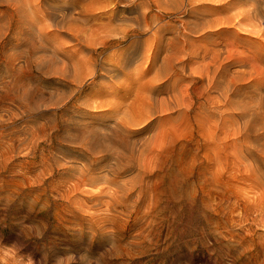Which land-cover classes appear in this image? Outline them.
<instances>
[{
	"label": "rangeland",
	"instance_id": "rangeland-1",
	"mask_svg": "<svg viewBox=\"0 0 264 264\" xmlns=\"http://www.w3.org/2000/svg\"><path fill=\"white\" fill-rule=\"evenodd\" d=\"M9 1L0 0V14L5 13V15L4 13L0 15V18L7 15L4 19H0V23L2 25L10 24L6 25V28L4 25L3 29L0 27L3 34L2 36L0 33L2 36H0V39L2 38L0 40V264H264V136H262L264 133V117H262L264 116V103H262L264 102V97H262L264 95V83H262L264 78L260 74L249 76V67L244 68L238 64L240 57L245 54L243 53L245 48L239 42L242 40L239 35L241 31L235 24L238 15L235 16V19L231 16L234 13L235 15L239 13L237 11L240 9L239 0H222L223 3L221 0H118L119 2L117 0H101L100 4L105 2L102 9H110L112 6L115 9L116 6L114 12L99 13L103 17L105 15L104 22L102 16L86 22L85 17L78 14L81 9L80 5L88 0H79L80 5L78 0H71L67 6L63 0H50L55 10L52 3L48 1L50 3L47 2L44 7L41 6L45 12H42L37 5L38 12L41 11L39 13H37V6V9L32 7L37 4V0L32 5L29 4L32 0H11V4ZM57 1H62V4ZM217 1H219V5ZM228 1L229 3H227ZM164 2H167L168 5L167 3L165 5ZM133 3L134 5L139 3V6L136 4L134 7ZM63 4L64 6H62ZM29 5L32 7L30 9H35L38 17L44 16L41 18L42 21L45 23L52 21V26L55 23V28L50 26L49 30L53 29L50 34L58 38L50 42L48 38L45 41L42 38L44 36L40 37L39 35L40 40H38L41 42L37 40L35 43L40 46L37 49L41 51V54L46 51V55L51 54L50 57H55L53 60L50 57L47 58L45 54V56L42 54L43 58L39 50L35 49L37 53L35 51L34 54L37 56H34L31 51V53L29 52L32 45H29L28 42L29 34L28 37L25 36L27 39L24 37L29 33L26 32L31 15V12H27L26 9ZM17 6L18 8H16ZM59 6L62 7V10ZM69 6H71L70 9ZM211 6L215 7V9L212 8L214 12ZM101 8L96 11L101 12ZM63 9L67 10V13ZM13 10L18 12L15 13ZM68 11L71 13L69 16ZM219 11H222L221 14H218ZM20 15L23 17L21 18ZM110 15L113 17L111 16V18ZM224 15L227 17L231 15L230 18L233 20L231 22L237 26L239 33L232 25L228 26L230 28L217 31L219 27L221 28L227 23L222 22L225 18ZM47 16H50L48 19L51 18V20H46ZM66 17L68 21H66ZM209 17L211 19L216 17L218 20L217 22H215L216 19L211 21ZM74 18L78 20V23L80 21L84 27L88 26L86 23L95 21L100 25L104 23L111 29L114 28L111 38L113 41L111 40V42L116 43L111 45L112 47L97 46L98 50L93 52L92 57L94 56L93 59L95 61L97 59L98 63L91 62L93 66L91 63L86 64L87 69L84 65L85 69L82 68L86 70L87 74L82 70L85 74L81 75L86 76L82 79L77 77L75 81H73V76L70 80H68L69 76L65 78V75L73 74L74 70L65 63L64 59L67 60V57L62 56L61 51L58 53L59 43H62L64 47L65 43L63 42L70 41L69 45L65 46L68 49L80 46L69 37L70 35L62 32L63 28L60 27L63 24L67 25L66 22L75 21ZM202 18L211 22L209 23L205 19L203 21ZM62 19L66 22L64 20L63 22ZM109 19L110 21L115 20L109 23ZM199 20L203 21L204 27ZM213 21L215 24L217 23L216 27L211 26L213 29L207 27ZM14 22L15 24L20 22L19 26ZM23 22L26 27L22 24ZM194 22L200 24L201 27ZM112 23L113 25H111ZM127 23L132 24L128 25ZM192 23L194 24L192 25ZM198 26L199 29L194 30ZM124 28L126 33L123 31ZM214 28L217 29L214 30ZM54 29L58 33L60 30L59 35ZM133 29L135 30L133 31ZM13 33L14 35H12ZM9 36L14 37L10 39ZM8 37L10 41H8ZM59 38L64 41H58ZM16 40L20 45L24 40H26L24 43H27H22L23 45L20 46ZM137 41H140L139 45ZM169 41L171 42L169 43ZM13 42H17L18 45L15 46ZM46 42H50L53 47ZM134 43L136 47L133 46ZM3 45H6L7 48ZM25 45L29 47L25 48ZM46 45L51 51H47ZM180 46L184 48L182 51ZM210 46L211 48H209ZM14 47H19L18 50H14L15 53L13 49L16 48ZM42 47L44 48L42 49ZM155 47L158 51L155 50ZM203 47L206 49L202 50ZM233 47H236L235 50ZM23 48H25V52H23ZM152 48H154L153 51ZM225 48H231L234 51L229 49L231 52H227L228 50ZM123 49L124 51H122ZM114 50L117 51V56L120 55L118 58L116 55L113 57L110 55L115 53ZM128 50L129 55H127ZM88 51V49H84L85 54ZM139 51L144 52L142 53L144 55L147 52L146 56L143 57L141 52L140 55H136ZM169 52L176 56L170 55ZM212 52H215V55L216 53L219 55L218 52L222 54L215 56ZM8 53L9 57L12 56L11 58H8ZM203 53H207L209 58ZM224 53L230 54L225 55L224 58ZM14 54H16V58H13ZM179 54H185L181 57L188 56L187 58L191 59L184 57L180 59ZM168 55L169 57L164 59V56ZM230 55L235 57L232 58ZM32 56L33 59H31ZM60 56L64 58L63 62H60ZM121 56L124 58L122 59ZM17 57H21L20 60L16 61ZM35 57H39L36 58L37 61H35ZM106 57L108 60L111 57L114 59L108 61L105 59ZM155 57L158 59H154ZM202 57L205 58V61ZM211 57H214L212 61ZM215 57H218L219 61ZM219 57L222 59L220 60ZM101 58H103L102 61H107L106 68H111L110 70L101 66ZM148 58L150 60L145 63L144 61ZM170 58L173 60L172 63H170ZM228 58L232 63L230 60V62L228 61ZM7 59H11L10 61L13 63L10 64ZM47 59L51 60L46 62ZM117 59H122L121 61L125 62H122L121 65L116 64V62L119 63ZM223 59H226V62ZM25 60L26 62H24ZM27 60L30 64L28 66L26 65ZM32 60L34 63L37 62L36 66L35 64L31 65ZM155 60H157V64ZM179 60L180 62L183 60V62L179 64ZM209 60L215 63L214 67L220 66L223 69H214L213 64L210 63L212 66L209 64L206 67L208 66L207 69L213 72L209 71V75H206L208 71L205 74L204 67L206 63L210 62ZM15 61L16 63H14ZM53 62L59 63V65L56 64V66ZM153 62L155 64H152ZM43 63L48 64L50 69L48 67L42 69L45 66ZM62 63L64 66H61L62 69H60ZM160 63L164 67L160 66L159 69ZM187 63L189 64L187 65ZM224 64L227 69L224 68ZM171 65L177 66L174 69V66L171 67ZM182 65L185 66V69ZM190 65L196 68L193 70L188 67L187 69V66ZM25 66L30 67L25 68ZM51 66L57 70V74L62 71L60 74H65L64 77L63 75L59 77L60 74L57 75ZM91 66L94 70V72L91 71L92 75L89 73ZM57 67L60 71L56 69ZM67 68L72 69L71 73L67 72ZM142 69L144 70L142 71ZM242 69H246V71ZM189 70H193L194 74ZM196 70L197 72H195ZM215 71H217L215 74L218 73L217 76L214 74ZM256 71L258 73L259 70ZM236 73L239 74L236 75ZM242 73L245 77H242L243 79L240 75ZM246 73L248 74L246 75ZM152 74L156 77L158 75L159 83L158 78ZM233 74L234 77H232ZM160 75L164 76L163 79L159 77ZM256 76L258 77L257 83L253 79ZM211 77H213L212 82L209 80ZM249 77L253 79V82ZM175 78L177 81H174ZM238 78L240 79L238 80ZM260 78L261 80H259ZM169 81L173 83H169ZM215 84L217 87L214 86ZM13 88L15 89L13 90ZM74 91L75 93H73ZM106 92L109 94L108 96L111 95L110 98ZM178 92L182 94L179 95ZM63 93L66 94V98L63 97ZM98 93L102 95V100L108 102L107 106H97L100 108L96 109L94 105H88L94 107V109L93 107L89 109L86 103L83 104L85 99L88 104L90 101L92 103L94 99L101 101ZM258 93H262V95H258ZM71 94L73 95L68 99L67 95ZM172 94H175L174 98ZM143 95L148 98L144 96L145 99L141 100ZM149 95L152 97L151 99ZM59 97H63V99ZM56 98L62 100L58 99V103H56ZM169 98L172 101H169ZM131 100L135 102H131L132 105L130 104ZM115 101L124 102L121 108L122 112L114 108V105H117ZM165 102H168L166 103L168 105H164ZM170 102L171 105H169ZM178 104L180 106H177ZM126 106L128 107L125 108ZM166 106H170L167 108L168 110H166ZM129 107L132 108V111ZM261 107L263 108L259 110ZM128 108L136 116L139 115L140 122L130 125L126 123L125 119L122 121V116L128 114L126 111L127 114L123 115L125 112L123 110H128ZM142 108L145 109L142 110L143 113L141 112ZM119 111L122 113L121 116L118 114ZM256 114H258L257 117ZM235 121L238 123L235 124ZM257 121H259L258 125ZM126 128L129 129L126 130ZM130 129L132 131H129ZM243 129H245L246 135H244ZM252 133L256 135H251ZM250 137L252 141H249ZM121 138H126L124 139L126 141H121ZM151 141L156 145H154L155 147L152 144L150 147ZM85 143H87L86 146ZM157 143L159 144L157 145ZM164 144H166L165 147ZM98 149L101 153H98ZM85 168L87 169L85 170Z\"/></svg>",
	"mask_w": 264,
	"mask_h": 264
},
{
	"label": "bare ground",
	"instance_id": "bare-ground-1",
	"mask_svg": "<svg viewBox=\"0 0 264 264\" xmlns=\"http://www.w3.org/2000/svg\"><path fill=\"white\" fill-rule=\"evenodd\" d=\"M10 1H11V0H10ZM10 1H9V3H10ZM32 1H34V2H32ZM32 1H31V3H29V4L32 5V3H36L35 0H32ZM48 1H50V0H37V4H36V5L34 4L35 6L33 5L32 7L34 8V7H36L37 5H39L40 10H41L42 12H45L44 10L41 9V6L44 7L45 4H47ZM52 1H53V0H52ZM55 1H56V0H55ZM78 1H79V0H78ZM117 1H118V0H117ZM136 1H138V0H136ZM157 1H158V0H157ZM180 1H181V0H180ZM180 1H179V2H180ZM203 1H204V0H203ZM221 1H222V0H221ZM14 2H15V1H14ZM21 2H22V1H21ZM28 2H30V1H28ZM50 2H51V1H50ZM50 2H48V3H50ZM57 2H58V1H57ZM61 2H62V1H61ZM61 2H58V3H61ZM63 2H64V4L67 6L69 3H71V0H63ZM118 2H119V1H118ZM159 2H160V1H159ZM171 2H172V1H171ZM179 2H178V3H179ZM201 2H202V1H201ZM210 2H211V1H210ZM213 2H214V1H213ZM217 2H218V5H219V1H217ZM11 3H12V2H11ZM11 3H10V4H11ZM17 3H18V2H17ZM51 3H52V2H51ZM54 3H55V2H54ZM79 3H81V2L79 1L78 4H79ZM100 3H101V0H99V1H95V0H94V1H93V0H90V1H89V0H88V2L83 3L82 5L79 4V5L81 6V9L78 11V14L82 15V17H85L84 19L86 20V22H90L91 19H98L99 17H101L102 15H100V14H102V12H103V13H108V12L110 13V12H114V10L116 9V6H115V9L113 8V6H112V8H110V9H106L105 6H104L105 9H102L101 7H103V5H104L105 2H104L103 4H100ZM164 3H165V5H166L167 2H164ZM191 3H192V2H191ZM215 3H216V2H215ZM215 3H214V4H215ZM222 3H223V1H222ZM227 3H229V1H228ZM18 4H19V3H18ZM61 4H62V3H61ZM61 4H60V5H61ZM64 4H63L62 6H64ZM136 4H137V3H136ZM136 4L134 5V3H133L134 7L136 6ZM138 4H139V3H138ZM138 4H137V6H139ZM170 4H171V3H170ZM192 4H193V3H192ZM239 4H240V9H237V11H238L239 13L236 14V15H235V13H234V14L232 13L234 16H233V15H232V16L230 15V16L233 17V18L235 19V16L238 15V16H237L238 18L236 17V19H237V23H235V20H234V23L239 27L238 29H239L241 32L239 33V32L237 31V28H236L237 26H236L235 24H232V22H231V21H233V20H231L232 18H230V16L227 17V15H226V16H225V15L223 16V17H225V18H223L224 21H222V22H225V23L227 22L226 25H224V26H223V25H220V26H223V27H221V28L219 27L220 29L217 27L218 29H217V28H216V29H217V31L219 32V31H221V30H225L226 28H230V27H228V26H230V25L235 26L236 31L239 33L240 37H242V40H239V42H241L242 47L244 46V48H245V49L243 48V49H244V52H243V53H245V54L243 55V54L241 53V55H243V56H241L240 59L238 60V62H239L238 64H241L242 67H244V68H246L247 66L249 67V68L247 67L248 69H250V70H249V76L252 77L253 75L260 74L261 77L263 76V78H264V27H262V26H264V0H239ZM22 5H23V3L21 4V8H22ZM25 5H26V4H25ZM31 5H29L28 8L24 7V8L27 9V12H28V11L31 12V15H30V17H29V21H30V22H29L28 25H27V26H28V31H26V32H29V33H27L26 35H24V34H25V33H24L23 35H24V37H25V36L28 37V34H29V39H30V40L28 39V40H29L28 42H29V45L32 44V45L30 46V47H31V50H29V52H30V51L33 52L32 54L35 56L36 54H34V52H35L36 50H39V49H37V48L40 47L38 44H37L38 46L35 44L36 41L39 39V38H38L39 35H40V37H41V36H44V37H42V38L45 39V41L49 39L50 42H51L52 40L54 41V39H56V38H58V37H56V36L53 35V34H52V35L50 34L51 31L53 30V29H52L51 31L49 30V28H51L50 26H52V25H51L52 21H51V23L48 21V23H50V24H48L47 22H46V23H47V24H46L44 21H42L41 18L44 17V16H41V15H40L41 18L38 17L37 14H36V12H35V9H34V10H33V9H30ZM73 5H75V4H73ZM114 5H115V4H114ZM130 5H131V4H130ZM133 5H132V6H133ZM167 5H168V3H167ZM182 5H183V4H182ZM216 5H217V4H216ZM216 5H215V6H216ZM220 5H221V4H220ZM223 5H224V4H223ZM225 5H226V4H225ZM13 6H14V5H13ZM26 6H27V5H26ZM52 6H53V3H52ZM56 6H57V5H56ZM32 7H31V8H32ZM37 7H38V6H37ZM37 7H36V9H37ZM39 7H38V9H37V13L41 12V11L38 12ZM53 7H54V6H53ZM53 7H52V8H53ZM59 7L61 8L60 10H62V7H61V6H59ZM75 7H76V5H75ZM225 7H226V6H224V8H225ZM12 8H13V7H12ZM16 8H18V6H17ZM70 8H71V6H69V9H70ZM100 8L102 9L101 12L96 11V10H98V9H100ZM132 8H133V7H132ZM212 8L215 9V7H212V6H211V9H212ZM219 8H220V7H219ZM221 8H222V6H221ZM221 8H220V9H221ZM224 8H223V9H224ZM226 8H227V7H226ZM10 9H11V8H10ZM10 9H9V10H10ZM19 9H20V8H19ZM53 9L55 10V7H54ZM53 9H51V10L53 11ZM130 9H131V8H130ZM213 9H212V11H213ZM11 10H12V9H11ZM11 10H10V11H11ZM22 10H23V9H22ZM56 10H57V11H60L59 9H56ZM63 10H64V9H63ZM67 10H68V8H67ZM67 10H66V11H67ZM74 10H75V9H74ZM128 10H129V8H128ZM171 10H172V9H171ZM209 10H210V9H209ZM225 10H226V9H225ZM13 11H14V10H13ZM13 11H12V12H13ZM52 11H51V12H52ZM66 11L64 10V12H66ZM217 11H218V9H217ZM230 11H231V10H230ZM14 12H15V11H14ZM17 12H18V11H17ZM17 12H15V13H17ZM19 12H20V10H19ZM51 12H50V13H51ZM72 12L75 13V11H72ZM76 12H77V11H76ZM213 12H214V11H213ZM215 12H216V10H215ZM219 12H220V11H219ZM221 12H222V11H221ZM221 12L218 13V14H221ZM3 13H4V12H3ZM3 13H1L0 15H3ZM8 13H9V12H8ZM55 13H56V11H55ZM66 13H67V12H66ZM69 13H70V12L68 11V16H69ZM99 13H100V14H99ZM116 13H117V12H116ZM223 13H224V11H223ZM236 13H237V12H236ZM11 14H12V13H11ZM27 14H28V13H27ZM41 14H42V13H41ZM52 14H53V13H52ZM62 14L64 15V13H62ZM62 14H61V15H62ZM70 14H71V13H70ZM76 14H77V13H76ZM4 15H5V13H4ZM21 15H23L22 12H21ZM21 15H20V16H21ZM63 15H62V17H63ZM73 15H75V14H73ZM112 15H113V13H112ZM112 15H110V17H111ZM228 15H229V14H228ZM10 16H11V15H10ZM10 16H9V18H10ZM53 16H55V14H53ZM56 16H57V15H56ZM66 16H67V15H66ZM68 16H67V17H68ZM114 16H115V14H114ZM116 16H117V15H116ZM188 16H189V15H188ZM218 16H219V15H218ZM4 17H7V15L4 16ZM4 17L1 16V18H3V19H4ZM12 17H13V16H12ZM16 17H17V16H16ZM22 17H23V16H21V18H22ZM24 17H25V16H24ZM26 17H28V16H26ZM48 17H50V16H47L46 20L48 19ZM64 17H65V15H64ZM67 17H66V21H68ZM102 17H103V16H102ZM104 17H105V15H104ZM104 17H103V22H104ZM112 17H113V16H112ZM112 17H111V18H112ZM1 18H0V19H1ZM19 18H20V17H19V14H18V19H19ZM53 18L55 19V17H53ZM56 18H57V17H56ZM107 18H108V16H107ZM111 18H110V19H111ZM114 18H115V17H114ZM127 18H128V17H127ZM137 18H138V17H137ZM206 18H207V17H206ZM206 18H204V19H205L206 21H208V19H206ZM209 18H210L211 21H212L213 19H216L215 22H217V20H218L216 17H215V18L213 17V19H211V17H209ZM219 18H220V17H219ZM221 18H222V17H221ZM227 18H228V19H227ZM11 19H12V18H11ZM23 19H24V18H23ZM57 19H59V18H57ZM69 19H70V18H69ZM74 19H75V18H74ZM78 19H79V18H78ZM84 19H83V20H84ZM110 19H109V21H110ZM138 19H139V18H138ZM138 19H137V20H138ZM187 19H188V18H187ZM189 19H190V18H189ZM189 19H188V20H189ZM197 19H198V18H197ZM200 19H201V18H200ZM204 19L202 18L203 21H204ZM16 20H17V18H16ZM16 20H15V21H16ZM44 20H45V19H44ZM48 20H51V18L48 19ZM63 20H64V19H62V21H63ZM83 20H82V21H83ZM100 20H101V19H100ZM114 20H115V19H114ZM114 20H111L109 23H111V22L114 21ZM119 20H120V19H119ZM124 20H125V19H124ZM126 20H127V19H126ZM126 20H125V21H126ZM219 20H221V19H219ZM3 21H4V20H3ZM3 21H2V22H3ZM5 21H6V19H5ZM5 21H4V22H5ZM10 21H11V20H10ZM12 21H14V20L12 19ZM18 21H19V20H18ZM18 21H17V22H18ZM21 21H22V20H21ZM24 21H25V20H24ZM26 21H27V20H26ZM58 21H59V20H58ZM60 21H61V20H60ZM64 21H65V20H64ZM64 21H63V22H64ZM66 21H65V22H66ZM72 21H73V20H72ZM72 21H71V23H70V22H66L67 25H64V24H63V26H60L58 22H56V24H58V26H60V27L63 28V29H61L62 32H65V34L70 35L69 37L72 38L73 40H75L76 43L80 45L79 47H75V49H68V48L65 47V46H66V45H69L68 43H69L70 41H69V42H63V43H65L64 47H63V44H62V43H59V44H58V45H60V46H59L60 50H59L58 53H60V51H61L62 54H63L62 56L67 57V60H65L64 58H61V56H60L59 58H61V59H60L61 61H60V60H59V61H60V62H63L62 59H64L65 63H66V64H69V65H67V66L70 67V68L72 67V69L74 70V73L72 74V73L70 72L72 69L69 70V68H67V72H68V73H71V75H69V74H68V75H65V74H64V75L66 76L65 78H67V76H69L70 78L68 77V78H69L68 80H70L71 78L74 77V78H73V81H75V79H77V77H79L80 79H82L84 76H86V75H81V74H85V73H86V72H85L86 70H83V68H84L83 66H84V65H86V64L88 65V64L91 63V62L98 63V62H97L98 60L96 59V61H95V60L93 59L94 56L92 57L93 52H94V51L96 52V51L98 50V49H97V46H101V48H102V47H109V46L112 47L111 45H115L116 43H115V41H114L115 44H113V42H111V40H112V39H111V38H112V32H113V29H114V28L111 29L110 26H107V25H105L104 23H101V25H100V24L96 23L95 21H94L93 23H86V24H88V26H87V27H84V26H82L83 24L81 25L80 21H79V23L77 22L78 20H76V19H75V21H73V22H72ZM82 21H81V22H82ZM121 21H122V19H121ZM166 21H167V20H166ZM196 21H197V20H196ZM203 21L201 22V21L199 20V22H200L201 24L203 23ZM206 21H205V22H206ZM211 21H210V22H211ZM0 22H1V20H0ZM7 22H8V21H7ZM7 22H6V23H7ZM27 22H28V21H27ZM27 22H26V23H27ZM53 22H54V21H53ZM97 22H98V20H97ZM128 22H129V21H128ZM135 22H137V21H135ZM139 22H140V21H139ZM141 22H142V21H141ZM189 22H190V21H189ZM199 22H197V23H199ZM208 22H209V21H208ZM210 22H209V23H210ZM220 22H221V21H220ZM19 23H20V22H19ZM19 23H18V24L16 23V24L19 26ZM61 23H62V22H61ZM61 23H60V24H61ZM66 23H65V24H66ZM68 23H69V24H68ZM99 23H100V22H99ZM109 23H108V24H109ZM194 23H195V22H194ZM194 23H192V25H193ZM225 23H223V24H225ZM14 24H15V22H14ZM16 24H15V25H16ZM22 24H24V22H23ZM117 24H118V23H117ZM127 24H128V23H127ZM130 24H132V23H130ZM130 24H128V25H130ZM142 24H143V23H142ZM147 24H148V23H147ZM195 24H196V23H195ZM216 24H217V23H216ZM216 24H215L214 21H213V22H212L209 26H207V27H211V26L216 27V26H215ZM219 24H221V23H219ZM0 25H2V23H0ZM4 25H5V23H4ZM4 25H2V26H0V27L3 29V26H4ZM6 25L9 26L10 24L7 23ZM6 25L4 26L5 28H6ZM54 25H55V23H54ZM54 25H53V26H54ZM111 25H113V23H112ZM115 25H116V24H115ZM115 25H114V26H115ZM168 25H169V24H168ZM192 25H191V26H192ZM196 25H199V26L201 27L200 24H196ZM206 25H208V24H206ZM21 26H23V25H21ZM21 26H20V28H22ZM24 26H25V24H24ZM53 26H52V28H53ZM137 26H139V25H137ZM174 26H175V25H174ZM199 26H198V27H195L194 30L197 29V28L199 29ZM202 26H203V24H202ZM204 26H205V25H204ZM204 26H203V27H204ZM10 27H13V26H10ZM14 27H15V26H14ZM14 27H13V28H14ZM25 27H26V26H25ZM56 27H57V26H56ZM117 27H119V26H117ZM129 27H130V26H129ZM129 27H127V28H129ZM192 27H193V26H192ZM203 27H202V28H203ZM8 28H9V27H8ZM8 28H7V29H8ZM16 28H17V27H16ZM23 28H24V27H23ZM54 28H55V26H54ZM57 28H59V27H57ZM57 28H56V29H57ZM109 28H110V29H109ZM119 28H120V27H119ZM119 28H118V29H119ZM122 28H123V27H122ZM130 28H132V27H130ZM185 28H186V26H185ZM211 28H212V27H211ZM2 29H1V31H0L1 34H2ZM26 29H27V28H26ZM188 29H189V28H188ZM205 29H206V27H205ZM207 29H208V28H207ZM212 29H213V28H212ZM212 29H211V30H212ZM216 29L214 28V30H216ZM5 30H6V29H5ZM10 30H11V28H10ZM12 30H13V29H12ZM22 30L25 31V29H22ZM22 30H21V31H22ZM114 30H115V29H114ZM134 30H135V29H133V31H134ZM155 30H156V29H155ZM172 30H173V29H172ZM189 30H191V29H189ZM200 30H201V29H200ZM202 30H204V29H202ZM214 30H212V31L215 32ZM6 31H7V30H6ZM6 31H5V32H6ZM21 31H20V32H21ZM24 31H23V32H24ZM54 31H56V32H57L56 34L59 35L60 30H59V33H58V31L55 30V29H54ZM123 31H124V33H126V32H125V28H124ZM123 31H121V32H123ZM126 31H127V30H126ZM133 31H132V32H133ZM136 31H137V30H136ZM196 31H197V30H196ZM5 32H4V34H6ZM114 32H115V31H114ZM116 32H117V31H116ZM119 32H120V31H119ZM119 32H118V33H119ZM129 32H130V31H129ZM192 32H195V31H192ZM197 32H198V31H197ZM203 32H204V31H203ZM16 33H17V31H16ZM16 33H15V35H16ZM135 33H136V32H135ZM165 33H166V32H165ZM200 33H201V32H200ZM206 33H208L207 30H206ZM206 33H205V34H206ZM1 34H0V36H1ZM19 34H20V33H19ZM120 34H121V33H120ZM128 34H131V33H128ZM128 34H127V35H128ZM202 34H203V33H202ZM205 34H204V35H205ZM217 34H218V33H217ZM12 35H14V33H13ZM12 35L10 34V36H12ZM68 35H67V36H68ZM124 35H125V34H124ZM127 35H126V36H127ZM163 35H164V34H163ZM186 35H187V33H186ZM199 35H200V34H199ZM204 35H203V36H204ZM213 35H214V33H213ZM239 35H237V36H239ZM2 36H3V34H2ZM2 36H1V37H2ZM10 36H9V37H10ZM17 36H19V35H17ZM21 36H22V34H21ZM61 36H62V35L60 34V37H61ZM113 36H114V35H113ZM130 36H132V35H130ZM178 36H179V35H178ZM182 36H183V33H182ZM190 36H191V35H190ZM201 36H202V35H201ZM9 37H8V41H10V40H9ZM13 37H14V36H13ZM13 37H10V39H11V38L13 39ZM69 37H68V38H69ZM158 37H160V36H158ZM180 37H181V36H180ZM180 37H179V38H180ZM204 37H205V36H204ZM206 37H208V36L206 35ZM212 37H214V36H212ZM215 37H216V36H215ZM47 38H48V39H47ZM127 38H128V37H127ZM127 38H126V39H127ZM176 38H177V36H176ZM200 38H201V37H200ZM1 39H2V38H1ZM1 39H0V40H1ZM3 39H4V38H3ZM21 39H23V38L21 37ZM25 39H27V38L25 37ZM129 39H130V38H129ZM171 39H172V38H171ZM173 39H175V38H173ZM177 39H178V38H177ZM181 39H182V38H181ZM205 39H208V38H205ZM213 39H214V38H213ZM213 39H212V41H213ZM240 39H241V38H240ZM14 40H15V39H14ZM17 40H18V39H17ZM17 40H16V41H17ZM19 40H20V38H19ZM19 40H18V41H19ZM39 40H40V39H39ZM39 40H38V41H39ZM62 40H63V39H62ZM62 40H60V38L58 39V41H61V42H62ZM114 40H115V39H114ZM127 40H128V39H127ZM160 40H162V39L160 38ZM184 40H185V39H184ZM196 40H197V39H196ZM215 40H216V39H215ZM2 41H3V40H2ZM18 41H17V42H18ZM25 41H26V40H24V42H25ZM63 41H64V40H63ZM75 41H74V42H75ZM112 41H113V40H112ZM134 41H136V40H134ZM134 41H133V42H134ZM185 41H186V40H185ZM212 41H211V42H212ZM221 41H222V40H221ZM17 42H13V43H15V44H14L15 46H17V45L19 44V42H18V44H16ZM21 42H22L23 44H26V43H27V42L24 43L23 41H21ZM39 42H41V41H39ZM43 42H44V41H43ZM50 42H48V43H50ZM72 42H73V41H72ZM110 42H111V43H110ZM117 42H118V41H117ZM138 42H140V41H137V43H138ZM150 42H151V41H150ZM156 42H157V41H156ZM170 42H171V41H169V43H170ZM179 42H180V41H179ZM211 42H210V43H211ZM214 42H215V41H214ZM217 42H218V41H217ZM219 42H220V41H219ZM219 42H218V43H219ZM222 42H223V41H222ZM239 42H238V43H239ZM7 43H8V42H7ZM13 43H12V44H13ZM22 43H21V45H23ZM37 43H38V42H37ZM46 43H47V42H46ZM48 43H47V44H48ZM66 43H67V44H66ZM202 43H203V42H202ZM0 44H1V43H0ZM3 44H5V43L3 42ZM9 44L11 45V43H9ZM41 44H42V43H41ZM43 44H44V43H43ZM55 44H56V41H55ZM61 44H62V45H61ZM117 44H119V43H117ZM132 44H133V43H132ZM155 44H156V43H155ZM161 44H163V43H161ZM161 44H160V45H161ZM167 44H168V43H167ZM212 44H213V43H212ZM233 44H234V43H233ZM233 44H231V45L233 46ZM19 45H20V44H19ZM21 45H20V46H21ZM44 45H45V44H44ZM44 45H43V46H44ZM48 45L52 46L51 43L48 44ZM74 45H76V44H74ZM130 45H131V44H130ZM135 45H136V44L134 43L133 46H135ZM138 45H139V43H138ZM138 45H137V47H139ZM153 45H154V44H153ZM157 45H158V43H157ZM168 45H170V44H168ZM168 45H167V46H168ZM235 45H236V44H235ZM235 45H234V46H235ZM3 46H4V45H3ZM25 46H26V45H25ZM27 46H28V45H27ZM27 46H26L25 48H27ZM46 46H47V45H46ZM46 46H45V47H46ZM54 46H55V45H54ZM116 46H117V45H116ZM120 46H121V45H120ZM155 46H156V45H155ZM163 46H164V45H163ZM165 46H166V45H165ZM170 46H171V45H170ZM175 46H176V45H175ZM183 46H184V45H183ZM189 46H190V45H189ZM200 46H201V45H200ZM200 46H199V47H200ZM202 46H204V45H202ZM213 46H214V44H213ZM217 46H218V45H217ZM224 46H225V45H224ZM236 46H237V45H236ZM245 46H249V47L246 48ZM4 47H6V45H5ZM22 47H24V46H22ZM28 47H29V46H28ZM52 47H53V46H52ZM73 47H74V46H73ZM114 47H115V46H114ZM135 47H136V46H135ZM152 47H153V46H152ZM180 47H181V46H180ZM195 47H196V46H195ZM199 47H197V48H199ZM2 48H3V47H2ZM6 48H7V47H6ZM12 48H13V46H12ZM14 48H16V47H14ZM18 48H19V47H18ZM18 48L13 49V51H14V50H18ZM25 48H23V49H24L23 52H25ZM43 48H44V47H42V49H43ZM101 48H100V49H101ZM133 48H134V47H133ZM139 48H140V47H139ZM163 48H164V47H163ZM172 48H173V47H172ZM174 48H175V47H174ZM174 48H173V49H174ZM209 48H211V46H210ZM209 48H208V49H209ZM216 48H218V47H216ZM219 48H220V47H219ZM233 48H234V47H233ZM235 48H236V47H235ZM235 48H234V50H235ZM35 49H36V50H35ZM46 49H47V51H51V50H48V46L46 47ZM51 49L53 50V48H51ZM84 49H88L90 52L88 51V53L85 54ZM100 49H99V50H100ZM107 49H109V48H107ZM113 49H114V48H113ZM124 49H125V48H124ZM124 49H123L122 51H124ZM134 49H135V48H134ZM140 49H141V48H140ZM148 49H149V48H148ZM173 49H172V50H173ZM182 49H184V48L181 47V51H182ZM186 49H187V48H186ZM201 49L203 50V49H206V48L203 47V48H201ZM201 49H200V51H201ZM208 49H207L208 53H209V50L213 51L212 49H209V50H208ZM220 49H222V48H220ZM220 49H219V50H220ZM225 49L228 50V51H227V50H225V51H227V52H231V51L229 50V49H231V48H229V49H228V48H225ZM243 49H242V50H243ZM104 50H105V49H104ZM130 50H131V49H130ZM149 50H150V49H149ZM151 50L153 51L154 48H152ZM155 50H157L156 47H155ZM167 50H168V49H167ZM167 50H166V51H167ZM172 50H171V51H172ZM197 50H198V49H197ZM219 50H218V51H219ZM231 50H232V49H231ZM234 50H232V51H234ZM242 50H241V51H242ZM6 51H7V50H6ZM6 51H5V52H6ZM11 51H12V50H11ZM19 51H22V49H21V50L19 49ZM39 51H40V50H39ZM54 51H55V49H54ZM57 51H58V49L56 50V52H57ZM85 51H86V50H85ZM101 51H102V50H101ZM101 51H99V52H101ZM114 51H115V50H114ZM114 51H113V52H114ZM141 51H142V50H141ZM141 51H139L136 55H138ZM157 51H158V50H157ZM176 51H178V50H176ZM186 51L188 52V50H186ZM194 51L196 52L195 49H194ZM205 51H206V50H205ZM223 51H224V49H223ZM223 51H222V52H223ZM1 52H2V51H1ZM5 52H4V53H5ZM16 52H17V51H16ZM23 52H21V53L18 52V53H19V54H24ZM31 52H30V53H31ZM102 52H103V51H102ZM113 52H111V53H113ZM136 52H137V48H136ZM147 52H148V50H147ZM147 52H146V53H147ZM179 52H180V49H179ZM215 52H217V51H215ZM215 52H214V53L212 52V53L215 55ZM235 52H236V51H235ZM235 52H233V53H235ZM2 53H3V52H2ZM2 53H1V54H2ZM12 53H13V52H12ZM14 53H15V51H14ZM27 53H28V52H27ZM35 53H37V51H36ZM38 53H39V52H38ZM45 53H46V51H45L44 53H42V54L44 55ZM47 53H48V52H47ZM58 53H57V54H58ZM125 53H126V52H125ZM134 53H135V52H134ZM134 53H133V54H134ZM142 53H144V52H141V54H142ZM146 53H145V55L142 54V56L144 55L143 57H145V56H146ZM153 53H154V52H153ZM156 53H158V52H156ZM156 53H155V54H156ZM166 53H167V52H166ZM166 53H165V54H166ZM174 53H176V52H174ZM199 53H200V52H199ZM233 53H232V54H233ZM236 53H237V52H236ZM32 54H31V55H32ZM40 54H41V51H40ZM40 54H38V56H39ZM42 54H41V55H42ZM95 54H97V53H95ZM100 54H101V53H100ZM109 54H110V53H109ZM118 54H119V53H118ZM147 54L149 55V52H148ZM150 54H151V53H150ZM169 54L171 55V54H173V53H170V52H169ZM197 54H198V53H197ZM197 54H195V55L197 56ZM201 54H202V53H201ZM203 54H204V53H203ZM210 54H211V53H210ZM210 54H209V55H210ZM218 54L220 55V54H222V53H221V52H218ZM229 54H230V53H229ZM229 54H228V53H226V54L224 53V58H225V55L228 56ZM12 55H13V54H12ZM14 55H15V57H13V58H16V54H14ZM24 55H26V54H24ZM41 55H40V56H41ZM43 55H42V56H43ZM45 55H46V54H45ZM45 55H44V56H45ZM50 55H51V54H50ZM50 55L47 54V55H46L47 58L50 57ZM110 55H112V57H113V55H116L117 58H118V56H120V55L117 56V51H115L114 54H110ZM110 55H109V56H110ZM127 55H129V50H128V54H127ZM139 55H140V54H139ZM148 55H147V57H148ZM174 55H175V54H173V56H174ZM177 55H178V54H177ZM179 55H180L179 57H181V55H185V54H179ZM186 55H187V54H186ZM190 55H191V54H190ZM204 55L206 56L207 53L204 54ZM214 55H211V56H214ZM216 55H217V53H216ZM216 55H215V56H216ZM219 55H217V56H219ZM237 55H238V54H237ZM10 56H11V54H10ZM17 56H18V55H17ZM21 56H22V55H21ZM26 56L28 57L29 55L27 54ZM36 56H37V55H36ZM44 56H43V58H44ZM55 56H56V55H55ZM109 56H108V58H109ZM132 56H133V55H132ZM132 56H131V57H132ZM134 56H135V54H134ZM154 56H155V55H154ZM173 56H172V57H173ZM175 56H176V55H175ZM202 56H203V55H202ZM207 56H208V55H207ZM207 56H206V57H207ZM230 56L232 57V55H230ZM4 57H5V55H4ZM11 57H12V56H11ZM11 57H9V53H8V58H11ZM30 57H31V56H30ZM96 57H97V55H96ZM112 57H111L110 59H114V58H112ZM128 57H129V56H128ZM147 57H146V58H147ZM150 57H152V56L150 55ZM168 57H169V55H168L167 57L164 56V59H165V58H168ZM179 57H177V58H179ZM182 57L187 58L188 56H186V57H185V56H182ZM182 57H181L180 59H182ZM189 57H190V56H189ZM191 57H192V56H191ZM197 57H198V56H197ZM199 57H200V56H199ZM222 57H223V56H222ZM222 57H221V59H222ZM233 57H235V56H233ZM233 57H232V58H233ZM236 57H237V56H236ZM20 58H21V57H20ZM20 58L17 57V60H16V61L20 60ZM22 58H23V56H22ZM25 58H26V57H25ZM25 58H24V59H25ZM36 58H37V57H35V61H37ZM38 58H39V57H38ZM38 58H37V59H38ZM43 58H42V59H43ZM50 58L53 60V58H55V57L52 58V56H51ZM59 58H58V59H59ZM97 58L99 59V57H97ZM108 58L106 57L105 59L108 60ZM119 58H120V57H119ZM121 58H122V56H121ZM123 58H124V57H123ZM123 58H122V59H123ZM132 58H133V57H132ZM136 58H137V57H136ZM184 58H183V59H184ZM194 58H195V57H194ZM202 58H203V61H205V58H204V57H202ZM202 58H199V59L202 60ZM208 58H209V56H208ZM212 58H214V57H211V58H210L211 61H212ZM217 58H218V57H215V59H217ZM229 58H230V57H229ZM229 58H228V61H229V60L231 61V59H229ZM238 58H239V57H238ZM26 59H28V58H26ZM31 59H33V56H32ZM40 59H41V58H40ZM42 59H41V60H42ZM51 59H47V61H46V60H45V61L48 62V60H51ZM92 59H93V60H92ZM105 59H104V60H105ZM110 59H109V60H110ZM122 59H119V60L117 59L119 63L116 62V64L121 65L122 62H123V61H121ZM154 59H158V58L155 57ZM161 59H163V58H161ZM170 59H171V60H170V61H171L170 63H172L173 60H172V58H170ZM173 59H174V58H173ZM187 59H191V58H187ZM219 59H220V57H219ZM221 59H220V60H221ZM226 59H227V58H226ZM226 59H223V61L226 62ZM7 60H8V59H7ZM10 60H11V59H10ZM10 60H8V62H9ZM21 60H23V59H21ZM28 60H30V58H29ZM28 60H27V64H26L27 66L30 65V64H28V63H29ZM102 60H103V58H101V60H100L101 63H100V62H99V63L101 64V66H102L103 68H105L106 70H108L109 68H108V69L106 68V67L108 66L107 63H106L107 61L105 62V61H102ZM109 60H108V61H109ZM128 60H129V59H128ZM141 60H142V59H141ZM144 60H145V59H144ZM148 60H150V58L146 59V61H144V62H145V63H146V62L148 63ZM185 60H186V59H185ZM194 60H195V59H194ZM213 60H214V59H213ZM217 60H218V59H217ZM234 60H235V59H234ZM12 61H13V60H12ZM16 61H15L14 63H16ZM151 61H152V60H151ZM155 61H156V64H157V60H155ZM160 61H161V60H160ZM163 61L165 62L166 60H163ZM175 61L178 62V60H175ZM175 61H174V62H175ZM181 61L183 62V60H181ZM192 61H193V59H192ZM209 61H210V60H209ZM211 61H210L209 63H206V64H205V67H204V70L206 69V70H205V74H206V71H208V73H207L206 75H209V71H212V70L207 69V67L209 66V64H210V63L213 64V66H212L211 64H210V65H211L212 67H214V64L216 63L215 60H214L215 63H214V62H211ZM218 61H219V60H218ZM223 61H221V63H222ZM228 61H227V62H228ZM230 61H229V62H230ZM24 62H26V60H25ZM30 62H31V61H30ZM32 62H33V60H32ZM32 62H31V65H32V64H35V66H36V63H37V62H36V63H34V62L32 63ZM51 62H52V61H51ZM51 62H50V63H51ZM55 62H56V61H55ZM57 62H58V60H57ZM113 62L115 63V61H113ZM124 62H125V61H124ZM124 62H123V63H124ZM126 62H127V61H126ZM128 62H129V61H128ZM128 62H127V63H128ZM144 62H142V64H144ZM164 62H161V63H164ZM182 62H180V60H179V64L182 63ZM184 62H185V61H184ZM229 62H228V64H229ZM235 62H237V61L235 60ZM235 62H234V63H235ZM12 63H13V62H12ZM12 63H11V61H10V64H12ZM39 63H40V61H39ZM114 63H113V64H114ZM129 63H130V62H129ZM161 63H160V64H161ZM194 63H195V62H194ZM194 63H193V64H194ZM204 63H205V62H204ZM219 63H220V62H219ZM223 63H224V62H223ZM231 63H232V61H231ZM23 64H25V63H23ZM41 64H42V63H41ZM53 64L56 65L57 63H54V62H53ZM91 64H92V63H91ZM108 64H110V63H108ZM152 64H155V63L153 62ZM175 64H178V63H175ZM188 64H189V63H187V65H188ZM191 64H192V63H191ZM199 64H200V62H199ZM228 64H226L227 67H228ZM44 65H45V63H43V66H44ZM47 65H48V64L45 65L46 67H45V66H44V67L41 66L42 69H43V68H47V67H48V69H50V66H47ZM51 65H52V63H51ZM57 65H59V63H58ZM57 65H56V66H57ZM87 65H86V67H85L86 69H87V67H88ZM124 65H125V64H124ZM183 65H185V63H183ZM183 65H182V67H183ZM197 65H198V63H197ZM206 65H208V66L206 67ZM217 65H218V64H217ZM220 65H221V64H220ZM229 65H231V64H229ZM236 65H237V64H236ZM236 65H234V66H236ZM35 66H34V70H35ZM61 66H64L63 63L60 65V67H61ZM92 66H93V64H92ZM92 66H91V67H92ZM113 66H114V65H113ZM115 66H117V65H115ZM146 66H147V65H146ZM146 66H145V67H146ZM158 66H159V69H160V66L164 67L163 64L158 65ZM173 66H174V69H175V66H177V65H171V67H173ZM192 66H193V65H192ZM195 66H196V65H195ZM200 66H201V64H200ZM203 66H204V64H203ZM223 66H225V64H224ZM29 67H30V66H29ZM29 67H26V66H25V68H29ZM32 67H33V66H32ZM51 67H53V66H51ZM60 67H59V68H60ZM82 67H83V68H82ZM110 67H111V66H110ZM127 67H128V66H127ZM145 67H144V69H145ZM162 67H161V68H162ZM182 67H181V68H182ZM184 67H185V66H184ZM184 67H183V69H185ZM188 67L192 68L193 70L196 68V67H194V66L191 67V65H190V66H187V69H188ZM201 67H202V66H201ZM212 67H211V68H212ZM231 67H232V66H231ZM64 68H65V67H64ZM85 68H84V69H85ZM114 68H115V67H114ZM117 68L119 69V67H117ZM152 68H154L153 65H152ZM152 68H151V69H152ZM190 68H189V69H190ZM208 68H209V67H208ZM217 68L219 69L220 66H219V67H214V69H217ZM224 68H226V66H225ZM256 68H257V69H256ZM38 69H39V68H38ZM52 69L55 70L54 67H53ZM56 69H58V67H57ZM60 69H62V67H61ZM60 69H58V70L60 71ZM110 69H111V68H110ZM110 69H109V70H110ZM120 69H121V68H120ZM144 69H142V71H143ZM149 69H150V68H149ZM162 69H163V68H162ZM174 69H173V70H174ZM187 69H186V70H187ZM198 69H200V68H198ZM214 69H213V70H214ZM220 69H221V68H220ZM222 69H223V68H222ZM222 69H221V70H222ZM226 69H227V68H226ZM234 69H235V68H234ZM23 70H24V69H23ZM26 70H27V69H26ZM29 70H30V69H29ZM32 70H33V69H32ZM39 70H40V69H39ZM65 70H66V69H65ZM82 70H83L85 73H84ZM92 70H93V67L91 68V70H90V72H89L91 75H92V73L94 72V70H93V72H91ZM95 70H96V69H95ZM176 70H177V69H176ZM193 70H192V71L189 70L190 73H193V74H194ZM202 70H203V68H202ZM242 70H244V69H242ZM256 70H259L258 73H256V72H257ZM41 71H42V70H41ZM43 71H44V70H43ZM45 71H46V70H45ZM56 71H57V70H55L54 72L57 74ZM63 71H64V69H63ZM111 71H112V70H111ZM155 71H158V70H155ZM162 71H163V70H162ZM198 71H199V70H198ZM200 71H201V70H200ZM217 71H218V70H217ZM217 71H215L214 74H215ZM219 71H220V70H219ZM237 71H238V70H237ZM244 71H246V69H245ZM48 72H50V70H48ZM61 72H62V71H61ZM61 72H60V73H61ZM67 72H66V74H67ZM125 72H126V71H125ZM195 72H197V70H196ZM212 72H213V71H212ZM225 72H226V71H225ZM43 73H44V72H43ZM45 73H46V72H45ZM50 73H51V72H50ZM50 73H48V74H50ZM60 73H58V74H60ZM63 73H64V72H63ZM155 73H156V72H155ZM155 73H154V74H155ZM162 73H163V72H162ZM232 73H233V72H232ZM52 74H53V73H52ZM58 74H57V75H58ZM86 74H87V73H86ZM154 74H152V75H154ZM160 74H161V70H160ZM163 74H164V73H163ZM166 74H167V72H166ZM217 74H218V73H217ZM217 74H215V75L217 76ZM219 74H221V73H219ZM222 74H223V71H222ZM226 74H227V72H226ZM238 74H239V73H238ZM238 74L236 73V75H238ZM247 74H248V73H246V75H247ZM62 75H63V74H60L59 77H62ZM64 75H63V77H64ZM128 75H129V74H128ZM158 75H159V72H158ZM158 75H157V77H156V75H154L155 78H158ZM164 75H165V74H164ZM171 75H172V74H171ZM173 75H174V73H173ZM178 75H179V73H178ZM202 75H203V74H202ZM215 75H214V77H215ZM236 75H235V76H236ZM240 75H241V79H243L242 77H244V74L242 73V74H240ZM242 75H243V76H242ZM246 75H245V76H246ZM260 75H257V76L260 77ZM72 76H73V77H72ZM89 76H90V75H89ZM175 76H176V75H175ZM175 76H174V77H175ZM210 76H211V73H210ZM212 76H213V75H212ZM222 76H223V75H222ZM231 76H232V75H231ZM257 76H256V78H255V77L253 78V79H255V81H256V79L258 78ZM75 77H76V78H75ZM159 77L162 78V77H164V76H161V75H160ZM165 77H166V76H165ZM218 77H219V76H218ZM232 77H234V74H233ZM237 77H239V76H237ZM237 77H235V78H237ZM65 78H62V79L65 80ZM171 78H172V77H171ZM212 78H213V77H211V79L209 78V80H211V82H212ZM244 78H245V77H244ZM246 78H248V77H246ZM249 78H250V77H249ZM159 79H160V78H158V83H159ZM162 79H163V78H162ZM203 79H204V78H203ZM216 79H218V78H216ZM216 79H215V81H216ZM239 79H240V78H238V80H239ZM250 79H251V78H250ZM253 79H251L252 82H253ZM9 80H10V79H9ZM68 80H67V81H68ZM84 80H85V79H84ZM145 80H146V79H145ZM151 80H152V77H151ZM151 80H150V78H149V81H150V82H151ZM153 80H154V77H153ZM156 80H157V79H156ZM175 80H176V78L174 79V81H175ZM207 80H208V79H207ZM213 80H214V79H213ZM259 80H261V78H260ZM78 81L81 82L80 80H78ZM176 81H177V80H176ZM231 81H232V80H231ZM251 81H250V82H251ZM68 82H69V81H68ZM70 82H71V81H70ZM82 82H83V81H82ZM82 82H81V83H82ZM161 82H162V81H161ZM211 82H210V83H211ZM213 82H214V81H213ZM260 82H261V81H260ZM75 83H76V82H75ZM77 83H78V82H77ZM151 83H152V82H151ZM158 83H156V85H157ZM169 83H173V82L169 81ZM206 83H207V82H206ZM210 83H209V84H210ZM216 83H217V82H216ZM256 83H257V81H256ZM256 83H254V84H256ZM262 83H264V80H263ZM174 84H175V82H174ZM207 84H208V83H207ZM211 84H212V83H211ZM222 84H223V83H222ZM154 85H155V84H154ZM160 85H161V84H160ZM172 85H173V84H172ZM205 85H206V84H205ZM258 85H260V84L258 83ZM157 86H158V85H157ZM163 86H164V84H163ZM214 86H216V84H215ZM235 86H236V85H235ZM256 86H257V84H256ZM2 87H3V86H2ZM16 87H17V86H16ZM151 87H155V86H151ZM185 87H186V86H185ZM216 87H217V86H216ZM216 87H215V88H216ZM254 87H255V86H254ZM258 87L260 88V86H258ZM262 87H263V86H262ZM173 88H174V87H173ZM205 88H206V87H205ZM245 88H246V87H245ZM251 88H252V87H251ZM263 88H264V87H263ZM14 89H15V88H13V90H14ZM34 89H35V88H34ZM152 89H153V88H152ZM234 89H235V88H234ZM234 89H233V90H234ZM236 89H237V88H236ZM249 89H250V88H249ZM260 89H261V88H260ZM2 90H3V88H2ZM18 91H19V90H18ZM97 91H98V90H97ZM152 91H153V90H152ZM174 91H175V90H174ZM174 91H173V92H174ZM222 91H223V90H222ZM12 92H13V91H12ZM104 92H105V91H104ZM236 92H238V91H236ZM240 92H241V91H240ZM249 92H250V91H249ZM249 92H248V93H249ZM255 92H256V91H255ZM73 93H75V91H74ZM100 93H101V91H100ZM108 93H109V92H108ZM138 93H139V92H138ZM178 93H179V92H178ZM178 93L176 94L177 96H178ZM180 93H181V92H180ZM180 93H179V95L182 94V93H181V94H180ZM95 94H96V93H95ZM106 94H107V92H106ZM139 94H140V93H139ZM142 94H144V93H142ZM142 94H141V95H142ZM242 94H243V93H242ZM242 94H241V95H242ZM259 94L262 95V93H258V95H259ZM263 94H264V91H263ZM28 95H29V94H28ZM57 95H58V93H57ZM61 95H62V94H61ZM72 95H73V94H71V95H69V96L67 95L68 99L71 98L70 96H72ZM98 95H99V93H98ZM108 95H109V94H107V96H108ZM112 95H113V94H112ZM145 95H146V93H145ZM145 95H143L142 98L140 97L141 100L144 98ZM147 95H148V94H147ZM173 95H175V94H172V96H173ZM185 95H186V94H185ZM52 96H53V95H52ZM65 96H66V94L64 95V93H63V97H65ZM91 96H93V95H90V97H91ZM99 96L101 97L102 95H99ZM99 96H98V97H99ZM110 96H111V95H110ZM110 96H108V98H110ZM168 96H169V94H168ZM250 96H251V95H250ZM63 97H59V98H62V99H63ZM73 97H74V96H73ZM78 97H79V96H78ZM87 97H88V96H87ZM90 97H89V98H90ZM93 97H94V96H93ZM145 97H146V96H145ZM149 97H150V99L152 98L150 95H149ZM179 97H180V96H179ZM181 97H182V96H181ZM185 97H186V96H185ZM242 97H243V96H242ZM257 97H258V96H257ZM262 97H264V95H263ZM262 97H260V98H262ZM42 98H43V97H42ZM42 98H41V99H42ZM59 98H58V99H59ZM65 98H66V97H65ZM65 98H64V99H65ZM75 98H77V97H75ZM79 98H80V97H79ZM79 98H78V99H79ZM84 98H85V97H84ZM94 98H95V97H94ZM94 98H93V99H94ZM146 98H148V97H146ZM157 98H158V97H157ZM170 98H171V97H170ZM170 98H169V101H172L173 99L171 98V99H172V100H171ZM173 98H174V96H173ZM223 98H224V97H223ZM225 98H226V97H225ZM228 98H229V97H228ZM245 98H247V97H245ZM51 99H52V98H51ZM58 99L56 98V103H58V102H57ZM62 99H59V101L62 100ZM99 99H101V101H100V100L97 101L96 99H94L93 102L91 103V101H90L89 104L86 102L87 99L84 100L85 102H83V99H82V102H83V104L86 103L87 106H88V105H94V107H96V109L98 108L97 106H101V105L104 106V105H106V104L108 103V102H106L105 100H102V97L99 98ZM136 99H137V101H138V96L136 97ZM144 99H145V98H144ZM219 99H220V98H219ZM226 99H227V98H226ZM250 99H251V98H250ZM263 99H264V98H263ZM263 99H262V100H263ZM39 100H40V98H39ZM80 100H81V99H80ZM80 100H79V101H80ZM88 100H89V99H88ZM113 100H114V99H113ZM177 100H179L178 97H177ZM181 100H182V99H181ZM216 100H217V99H216ZM241 100H242V99H241ZM251 100H252V99H251ZM262 100H261V102H262ZM30 101H31V100H30ZM64 101H65V100H64ZM64 101H63V102H64ZM137 101H136V102H137ZM147 101H148V100H147ZM150 101H151V100H150ZM150 101H149V102H150ZM169 101H168V102H169ZM218 101H219V100H218ZM221 101H222V100H221ZM63 102H61V103H63ZM66 102H67V99H66ZM115 102H116L117 105H114V108L117 109V110H121V108L123 107V103H124V102H123V103H122V102H117V101H115ZM131 102H132V103H135V102H133V101L131 100V101H130V104H131ZM168 102H165L164 105H168V104H166V103H168ZM173 102H176V101H173ZM179 102H180V101H179ZM179 102H177V103H179ZM183 102H184V101H183ZM243 102H244V101H243ZM258 102H259V100H258ZM31 103H32V102H31ZM34 103H35V102H34ZM56 103H55V104H56ZM61 103H60V104H61ZM152 103H153V101H152ZM219 103H220V102H219ZM229 103L231 104V103H233V102H229ZM253 103H254V102H253ZM262 103H264V102H262ZM66 104H67V103H66ZM112 104H114V103H112ZM148 104H149V103H148ZM150 104H151V103H150ZM156 104H157V103H156ZM186 104H187V103H186ZM216 104H217V102H216ZM225 104H226V103H225ZM233 104H234V103H233ZM256 104H257V103H256ZM260 104H261V103H260ZM53 105H54V104H53ZM81 105H82V104H81ZM86 105H84V106H86ZM131 105H132V104H131ZM133 105H134V104H133ZM153 105H154V104H153ZM169 105H171V102H170ZM174 105H175V104H174ZM219 105H220V104H219ZM228 105H229V104H228ZM228 105H227V106H228ZM47 106H48V105H47ZM57 106H58V105H57ZM106 106H107V105H106ZM115 106H116V107H115ZM124 106H125V104H124ZM134 106H135V105H134ZM146 106H147V105H146ZM151 106H152V105H151ZM160 106H161V105H160ZM177 106H180V105L178 104ZM249 106H250V105H249ZM261 106H262V105H261ZM88 107H89V106H88ZM88 107H86V108H88ZM91 107H93V106H90L89 109H90ZM94 107H93V109H94ZM101 107H102V106H101ZM112 107H113V105H112ZM127 107H128V106H126L125 108H127ZM131 107H133V106H131ZM142 107H143V106H142ZM168 107H170V106H166V107H165L166 110H168V109H167ZM228 107H229V106H228ZM29 108H30V107H29ZM99 108H100V107H99ZM99 108H98V109H99ZM129 108H130V107H129ZM129 108H128V110H129ZM136 108H137V104H136ZM152 108H153V106H152ZM154 108H155V107H154ZM163 108H164V107H163ZM179 108H180V107H179ZM182 108H183V107H182ZM211 108H212V107H211ZM215 108H216V107H215ZM215 108H214V109H215ZM226 108H227V107H226ZM262 108H263V107H261L260 109L258 108V109L261 110ZM111 109H112V108H111ZM130 109H131V111H132V108H130ZM133 109H134V108H133ZM147 109H148V108H147ZM169 109H170V108H169ZM174 109H175V108H174ZM176 109H177V108H176ZM176 109H175V110H176ZM227 109H228V108H227ZM128 110H127V109H124V110H123V111H125V112H123V115H124V113H126V111H127L128 114H127V113H126V114H127L128 116H127V115H126V116H122V121H124V119H125L126 123H128V124H130V125H131V124H135V123H137L138 121L140 122L141 119H140V117H138L139 115L136 116V114H135L134 112H131L130 110H129V111H128ZM139 110H140V107H139ZM142 110H145V109L142 108V109H141V112H142ZM161 110H162V109H161ZM189 110H190V109H189ZM210 110H211V109H210ZM110 111H111V110H110ZM136 111H137V109H136ZM147 111H148V110H147ZM149 111H150V110H149ZM164 111H165V110H164ZM179 111H180V110H179ZM252 111H253V110H252ZM257 111H258V110H257ZM263 111H264V110H263ZM121 112H122V110H121ZM137 112H138V111H137ZM139 112H140V111H139ZM175 112H176V111H175ZM116 113H117V112H116ZM142 113H143V112H142ZM144 113H145V112H144ZM151 113H152V112H151ZM167 113H168V112H167ZM247 113H248V112H247ZM118 114L120 115V114H122V113H120V111H119ZM118 114H116V115H118ZM145 114H146V113H145ZM173 114H174V113H173ZM234 114H235V113H234ZM251 114H252V113H251ZM251 114H250V115H251ZM258 114H259V113H258ZM258 114H256V117H257ZM253 115H254V114H252V116H253ZM260 115H263V114L260 113ZM260 115H259V116H260ZM120 116H121V115H120ZM120 116H119V118H120ZM140 116H141V115H140ZM148 116H149V115H148ZM148 116H146V117H148ZM238 116H239V115H238ZM240 116H241V115H240ZM247 116H248V115H247ZM123 117H125V118H123ZM126 117H127V118H126ZM141 117H143V116H141ZM243 117H244V116H243ZM243 117H241V118H243ZM253 117L255 118V116H253ZM260 117H261V116H260ZM262 117H264V116H262ZM262 117H261V118H262ZM119 118H118V119H119ZM149 118H150V116H149ZM220 118H221V117H220ZM238 118H239V117H238ZM245 118H246V117H245ZM247 118H248V117H247ZM258 118H259V117H258ZM143 119H144V118H143ZM251 119H252V118H251ZM251 119H250V120H251ZM259 119H260V118H259ZM262 119H263V118H262ZM234 120H235V119H234ZM234 120H233V121H234ZM252 120H253V119H252ZM255 120H258V119H255ZM122 121H121V122H122ZM248 121H249V120H248ZM248 121H247V122H248ZM253 121H254V120H253ZM259 121H260V120H259ZM259 121L256 122L257 125H258ZM263 121H264V120H263ZM263 121H262V122H263ZM141 123H142V122H141ZM234 123L237 124L238 122L235 121ZM249 123H250V122H249ZM254 123H255V122H254ZM260 123H261V122H260ZM121 124H122V123H121ZM123 124H125V123H123ZM128 124H127V125H128ZM139 124H140V123H139ZM245 124H246V123H245ZM117 125H118V123H117ZM130 125H129V126H130ZM137 125H138V124H137ZM239 125H241V124H239ZM246 125H247V124H246ZM250 125H252V124H250ZM260 125H262V124H260ZM120 126L122 127V125H120ZM120 126H119V127H120ZM123 126H124V125H123ZM129 126H124V127H129ZM134 126H136V125H134ZM248 126H249V125H248ZM248 126H246V127H247V128L251 127V126H249V127H248ZM121 127H120V129H122ZM130 127H131V126H130ZM130 127H129V128H130ZM138 127H139V126H138ZM129 128H128V129H129ZM235 128H238V127L235 126ZM243 128H244V127H243ZM259 128H262V127H259ZM259 128H258V129H259ZM124 129H125V128H124ZM128 129L126 128V130H128ZM263 129H264V128H263ZM126 130H125V131H126ZM169 130H170V129H169ZM171 130H172V129H171ZM175 130H176V128H175ZM239 130H240V129H239ZM241 130H242V129H241ZM243 130H244V132H245V129H243ZM256 130H257V129H256ZM129 131H132V130L130 129ZM136 131H137V130H136ZM237 131H238V130H237ZM249 131H250V129L248 130V132H249ZM254 131H255V130H254ZM254 131H253V132H254ZM96 132H97V131H96ZM99 132H100V131H99ZM175 132H176V131H175ZM94 133H95V131H94ZM110 133H111V132H110ZM123 133H124V132H123ZM168 133H169V132H168ZM173 133H174V132H173ZM261 133H262V132H261ZM116 134H117V133H116ZM119 134H120V133H119ZM153 134H154V133H153ZM170 134H171V132H170ZM246 134H247V133L245 132L244 135H246ZM254 134H255V133H252L251 135H254ZM257 134H258V133H257ZM102 135H103V134H102ZM108 135H110V134H108ZM117 135H118V134H117ZM175 135H176V134H175ZM244 135H242V137H244ZM255 135H256V134H255ZM94 136H95V135H94ZM118 136H120V135H118ZM118 136H117V137H118ZM156 136H158V135H156ZM161 136H162V135H161ZM161 136H160V137H161ZM165 136H167V135H165ZM247 136H248V135H247ZM257 136H259V135H257ZM257 136H256V140H257ZM262 136H264V133L262 134ZM97 137H98V135H97ZM148 137H149V136H148ZM251 137H253V136H251ZM251 137L249 138L250 140L248 139L249 141H252V140H251ZM100 138H103V137H100ZM110 138H111V137H110ZM149 138H150V137H149ZM167 138H168V136H167ZM167 138H166V139H167ZM174 138H175V137H174ZM106 139H108V138L106 137ZM116 139L118 140V138H116ZM121 139H122V138H121ZM124 139H126V138H123L121 141H124ZM139 139H140V138H139ZM146 139H147V138H146ZM150 139H151V138H150ZM152 139H153V138H152ZM252 139H255V138H252ZM258 139H259V138H258ZM93 140H94V138H93ZM103 140H104V139H103ZM119 140H120V137H119ZM157 140H158V139H157ZM161 140H162V139H161ZM161 140H160V141H161ZM246 140H247V138H246ZM256 140H253V141L256 142ZM87 141H88V140H87ZM87 141H86V142H87ZM104 141H105V140H104ZM106 141H107V140H106ZM110 141H111V140H110ZM125 141H126V140H125ZM125 141H124V142H125ZM143 141H144V140H143ZM149 141H150V140H149ZM152 141H153V140H152ZM152 141H151V142H152ZM162 141H163V140H162ZM258 141H259V140H258ZM95 142H96V141H95ZM98 142H99V141H98ZM107 142H108V141H107ZM124 142H123V143H124ZM155 142H156V141H155ZM157 142H159V141H157ZM237 142H238V141H237ZM243 142H244V140H243ZM262 142H263V141H262ZM50 143H51V142H50ZM83 143H84V142H83ZM87 143H88V142H87ZM87 143H85L84 145L86 146ZM100 143H101V142H100ZM117 143H118V142H117ZM123 143H122V144H123ZM126 143H127V142H126ZM126 143H125V144H126ZM134 143H135V142H134ZM141 143H142V142H141ZM162 143H164V142H162ZM170 143H171V142H170ZM103 144H105V143H103ZM129 144H130V143H129ZM129 144H127V145H129ZM151 144H152L153 146L155 145V144H153V142H152V143H150V147H151ZM158 144H159V143H157V145H158ZM252 144H253V143H252ZM254 144H255V143H254ZM254 144H253V145H254ZM260 144H261V143H260ZM84 145H83V146H84ZM127 145H126V146H127ZM144 145H145V144H144ZM147 145H148V143H147ZM165 145H166V144H164V147H165ZM253 145H252V146H253ZM94 146H95V145H94ZM106 146H107V144H106ZM113 146H114V145H113ZM155 146H156V145H155ZM155 146H154V147H155ZM114 147H115V146H114ZM144 147H145V146H144ZM148 147H149V146H148ZM150 147H149V148H150ZM162 147H163V146H162ZM164 147H163V148H164ZM262 147H263V146H262ZM86 148H88V147H86ZM105 148H106V147H105ZM105 148H104V149H105ZM111 148H113V147L111 146ZM124 148H125V146H124ZM132 148H133V146H132ZM240 148H241V147H240ZM117 149H118V148H117ZM145 149H146V147H145ZM147 149H148V148H147ZM150 149H151V148H150ZM242 149H243V148H242ZM106 150H107V149H106ZM131 150H132V149H131ZM142 150H143V149H142ZM158 150H159V149H158ZM245 150H246V149H245ZM262 150H263V149H262ZM93 151H94V150H93ZM103 151H104V150H103ZM139 151H140V150H139ZM249 151H250V149H249ZM99 152H100V149H98V153H99ZM105 152H106V151H105ZM118 152H120V151H118ZM142 152H143V151H142ZM100 153H101V152H100ZM125 153H126V152H125ZM139 153H140V152H139ZM152 153H153V152H152ZM129 154H130V153H129ZM142 154H143V153H142ZM144 154H145V153H144ZM125 155H127V154H125ZM136 155H137V154H136ZM142 156H143V155H142ZM142 156H141V157H142ZM141 157H140V158H141ZM148 157H149V156H148ZM120 158H121V156H120ZM120 158H118V159L120 160ZM118 159H116V160H118ZM128 159H129V158H128ZM145 159H146V158H145ZM121 160H122V159H121ZM122 161H123V160H122ZM143 161H144V160H143ZM125 162H126V161H125ZM141 162H142V160H141ZM141 162H140V163H141ZM144 162H145V161H144ZM121 163H122V162H121ZM130 165H131V164H130ZM142 165H143V163H142ZM144 166H145V165H144ZM117 167H118V166H117ZM115 168H116V167H115ZM155 168H156V167H155ZM86 169H87V168H85V170H86ZM121 171H122V170H121ZM85 175H86V174H85ZM111 182H112V181H111ZM263 223H264V222H263Z\"/></svg>",
	"mask_w": 264,
	"mask_h": 264
}]
</instances>
